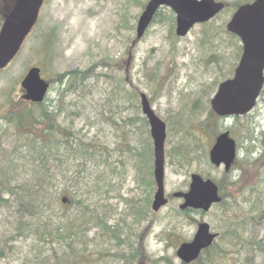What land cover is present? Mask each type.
I'll use <instances>...</instances> for the list:
<instances>
[{"label": "trees", "instance_id": "obj_1", "mask_svg": "<svg viewBox=\"0 0 264 264\" xmlns=\"http://www.w3.org/2000/svg\"><path fill=\"white\" fill-rule=\"evenodd\" d=\"M5 1L0 19L13 3V0ZM133 1L142 9L147 2ZM247 1L251 0L225 2L220 13L201 24L206 42L199 51L197 67L203 69L204 75L216 76L210 83L200 81L198 88L182 98L177 110L163 117L169 145L166 156L176 166L175 170L188 168L195 161L208 163V148L220 131L222 120L212 112L209 100L218 83L232 75L242 51L239 38L225 29V22L239 4ZM153 21L166 23L169 36L178 39L170 9L161 8ZM121 22L126 29L133 30V19L123 15ZM42 46L41 52L48 51L51 42ZM230 51L233 61L222 69L221 60ZM149 73L150 79L157 83L160 76L157 66H151ZM89 74L80 69L57 74L59 96L55 105L46 103L47 99L22 108L9 104L0 115V260L11 261L23 256L26 264H135L147 258L142 236L147 225L141 226L152 214L150 203L154 188L148 122L140 106L135 104L139 96L129 93L126 98L135 106V114L125 121L123 118L120 124L111 123L121 131L120 142L114 147L100 142L96 136L85 140L79 136L80 130L68 125L64 128L61 122L70 113L77 115V100L84 97L81 95L86 89L81 83ZM61 85L64 88H59ZM71 94L78 96H67ZM234 122L237 127L228 128L235 137L237 130L239 135L241 132L244 139L238 144L240 157L243 153L248 157L260 147L264 149V129L256 131L250 113L235 116ZM204 133L208 134L207 140ZM120 167L124 171L128 167L134 175L141 176L139 193L138 188L120 193L122 178L119 187L114 188L116 180L109 177L121 173ZM58 175L65 194L60 197L61 203V198L66 197L63 208L55 193ZM206 176L215 180L222 197L215 206L223 213L224 226L219 238L227 249L214 245L205 250L196 264H218L220 255L223 264H249L250 259L254 260L253 264H264V236L257 237L260 229H264V172L251 185L238 188L236 201L235 195L227 191L228 186L233 189L238 182L230 179V173L222 172L219 178L210 173ZM75 187L79 196L75 195ZM191 215L187 210L177 209L172 221L180 223ZM190 222L196 223V218L191 216ZM23 246L27 249L22 250ZM242 250L246 253L243 260L230 259ZM257 258H261L260 263Z\"/></svg>", "mask_w": 264, "mask_h": 264}, {"label": "rangeland", "instance_id": "obj_2", "mask_svg": "<svg viewBox=\"0 0 264 264\" xmlns=\"http://www.w3.org/2000/svg\"><path fill=\"white\" fill-rule=\"evenodd\" d=\"M4 1L0 0V16L3 12L2 4L6 2ZM221 1L231 3L237 0ZM141 11L142 8L133 0H44L36 27L33 28L14 59L4 71L0 72V115L9 104L18 108L27 106V103H24L23 100L19 101L17 98L25 96L23 89L19 87V82L31 66H39L44 79L51 83L46 103L53 105L59 96L57 74L77 69L90 72L86 76V80L81 83L82 86H86V89L81 95L84 97L77 100V115L74 116L70 113L67 120L61 122L64 128H67L68 125L74 130H80L79 136H83L85 140L96 136V138H100V142L106 143L110 148L120 142L118 136L121 135V131L119 128L114 129L112 124L116 125L115 121L120 124L123 118L125 121L127 117H132L135 114V106L129 104L126 98L129 93L139 96L140 92H145L148 98L152 97L151 105L161 118L166 114L173 113L179 108L182 98L198 88L200 81L210 83L216 76L204 75L203 69L197 67L200 58L199 51L204 48L206 42L202 37V25L194 26L186 36L178 37L176 40L169 36V28L166 23L155 22L150 25L140 39L135 40L136 20ZM123 15L133 19V30L123 26L121 22ZM218 22L219 19L216 20V23ZM46 42H51V47L47 49L48 51L41 52L42 45ZM223 58L221 60L222 69L227 68L233 61L232 52L230 51ZM154 65L157 66L160 73L157 83L150 79L149 68ZM129 80L131 83L128 82ZM59 88H64V86L61 85ZM18 94L20 96H17ZM61 103L58 102V104ZM135 104L140 106L137 100ZM72 116L74 117L70 119L69 117ZM250 116L256 131L263 130L264 96L250 112ZM220 124V129L230 128L235 125V122L232 118H222ZM261 126L263 127L260 128ZM237 132L238 139H243L242 133L240 132L239 135L238 130ZM204 134L208 136V134ZM262 140L264 141V136H262ZM167 142L166 139V152L169 150ZM139 148H141V144H139ZM114 156L116 158L117 153ZM245 156L246 154L243 153L239 157V159L241 158L240 164L236 162L235 168L230 173V179L238 180L233 189L229 186L227 188L228 192L235 195V201L238 188L251 185L261 172H264L263 148L260 147L252 155ZM251 162H254L251 167L246 166ZM101 169L102 167L99 168V171ZM119 169L122 171L121 173L109 177L116 180L114 188L119 187L122 178L120 193L126 194L135 188H138L136 192L139 193L142 189L139 188L141 187V176L134 175L128 167H126V171L122 167ZM175 169L176 166L171 165L169 158L166 157L164 187L169 201L158 213H152L149 221L144 222L141 226L147 225L142 233L144 237L143 251L147 258H142L141 264H183L176 256L175 250L181 241L191 239L195 232L196 225L190 222L191 216L197 220L202 218L210 225L211 230L219 233V237L221 236L224 226L223 213L221 208L216 206L202 217L197 213L192 214L189 218H183L185 221L182 220L180 223L173 222V214L177 210L180 200L172 197V193L187 188L191 173L197 172L203 176L210 173L212 177L219 178L222 175L223 167L214 168L208 163L195 161L188 168ZM62 185L58 175L55 193L58 194L60 208L65 207L60 201V197L65 195L61 191ZM154 190L155 186L152 194ZM114 194L112 192V195ZM75 195L79 196L76 187ZM116 201L120 203L119 199ZM119 209H121V205ZM263 236L264 229H260L257 237ZM216 246L219 249H227L221 238L215 241ZM21 248L22 250L27 249L25 246ZM212 255L216 258V255ZM245 255L246 253L242 250L230 259L243 260ZM256 261L260 263L261 258H257ZM217 262L223 264L221 255L217 258ZM26 263L27 260H24L23 256L16 257L11 261L0 260V264ZM248 263L253 264L254 260L250 259Z\"/></svg>", "mask_w": 264, "mask_h": 264}, {"label": "water", "instance_id": "obj_3", "mask_svg": "<svg viewBox=\"0 0 264 264\" xmlns=\"http://www.w3.org/2000/svg\"><path fill=\"white\" fill-rule=\"evenodd\" d=\"M42 3L43 0H14L0 28V69L7 66L19 51L38 19ZM162 6H167L174 12L175 33L182 37L194 25L214 17L223 9L224 3L216 0H148L138 17V38L143 35L155 12ZM226 30L239 37L242 54L233 76L218 84L210 98V106L219 116L243 115L254 107L264 84V0H253L238 6L226 23ZM40 72L39 67L32 66L20 82L27 98L33 102L42 101L49 87ZM141 110L149 123L153 142L156 190L151 207L153 211H158L167 203L163 184L165 122L154 112L144 93H141ZM235 157L236 142L226 130L216 137L209 150V160L215 166L223 164L228 171ZM174 196L183 198L181 209L189 207L202 211L209 210L212 204L221 200L216 183L197 173L191 174L189 189L186 192L177 191ZM215 236V233L210 232L209 224L201 221L193 238L181 243L176 255L189 263L198 257L202 249L212 244Z\"/></svg>", "mask_w": 264, "mask_h": 264}, {"label": "flooded vegetation", "instance_id": "obj_4", "mask_svg": "<svg viewBox=\"0 0 264 264\" xmlns=\"http://www.w3.org/2000/svg\"><path fill=\"white\" fill-rule=\"evenodd\" d=\"M230 135L234 137L232 131H230ZM237 136H238V135H236V137H234V138L236 139L237 143L239 144V142H238V140H237V138H238ZM204 138L207 140V136H206V135L204 136ZM209 148H210V147H209ZM167 198H168V197H167ZM180 202H181V200H180ZM192 211H193V212L200 213V211H195V210H189V213H191Z\"/></svg>", "mask_w": 264, "mask_h": 264}]
</instances>
